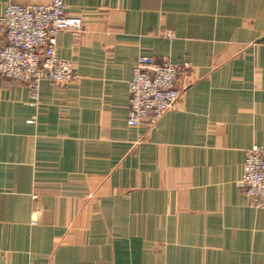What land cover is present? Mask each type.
Returning <instances> with one entry per match:
<instances>
[{
    "label": "crops",
    "instance_id": "1",
    "mask_svg": "<svg viewBox=\"0 0 264 264\" xmlns=\"http://www.w3.org/2000/svg\"><path fill=\"white\" fill-rule=\"evenodd\" d=\"M64 1L76 81L36 103L0 78V264H264L242 185L264 146V0ZM140 56L188 67L175 107L132 128Z\"/></svg>",
    "mask_w": 264,
    "mask_h": 264
},
{
    "label": "built area",
    "instance_id": "2",
    "mask_svg": "<svg viewBox=\"0 0 264 264\" xmlns=\"http://www.w3.org/2000/svg\"><path fill=\"white\" fill-rule=\"evenodd\" d=\"M67 9L64 0H50L47 5L8 0L0 18L6 40L0 47V78L25 83L36 103L40 101L41 81L64 88L77 79L73 62L59 57L56 48L59 33L79 32L84 26L83 19L70 15ZM167 36L172 38V32ZM187 67L138 57L129 81L130 127L154 126L175 107L181 97L179 76ZM242 185L249 204L264 208V146L255 145L247 151Z\"/></svg>",
    "mask_w": 264,
    "mask_h": 264
}]
</instances>
